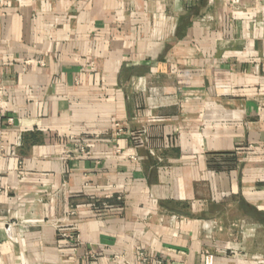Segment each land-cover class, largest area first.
<instances>
[{"label": "crops", "instance_id": "1", "mask_svg": "<svg viewBox=\"0 0 264 264\" xmlns=\"http://www.w3.org/2000/svg\"><path fill=\"white\" fill-rule=\"evenodd\" d=\"M204 254L264 264V0H0V264Z\"/></svg>", "mask_w": 264, "mask_h": 264}, {"label": "built area", "instance_id": "2", "mask_svg": "<svg viewBox=\"0 0 264 264\" xmlns=\"http://www.w3.org/2000/svg\"><path fill=\"white\" fill-rule=\"evenodd\" d=\"M35 63V61L34 60H25V61H23V71H25L30 65H32V64H34ZM38 64H42V62L41 61H38L37 62ZM11 121L12 120H9V122L11 123ZM121 132V130L120 129H118V133H120ZM21 145H20V140L18 139V141L16 142V147H20ZM84 146L80 149L81 150V152H83L84 153ZM62 237H64V238H66V237H70V236H68V235H66V234H62L61 235ZM260 259H264L263 257H259ZM142 261H143V264H146L147 263V259L146 258H143L142 259ZM213 261H214V258H213V256L211 255V254H204V264H213ZM151 264H163L162 263V261L161 260H154V261H152L151 262Z\"/></svg>", "mask_w": 264, "mask_h": 264}]
</instances>
